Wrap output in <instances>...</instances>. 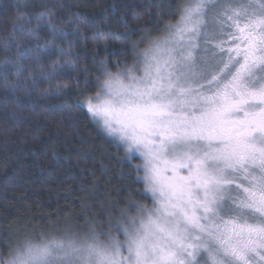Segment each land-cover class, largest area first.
Instances as JSON below:
<instances>
[{
    "label": "snow or ice",
    "instance_id": "6c2138e0",
    "mask_svg": "<svg viewBox=\"0 0 264 264\" xmlns=\"http://www.w3.org/2000/svg\"><path fill=\"white\" fill-rule=\"evenodd\" d=\"M166 30L132 42V67L98 61L97 91L76 102L140 155L153 206L123 209L107 232L9 244L0 264H264V0H190Z\"/></svg>",
    "mask_w": 264,
    "mask_h": 264
},
{
    "label": "trees",
    "instance_id": "16d2710c",
    "mask_svg": "<svg viewBox=\"0 0 264 264\" xmlns=\"http://www.w3.org/2000/svg\"><path fill=\"white\" fill-rule=\"evenodd\" d=\"M189 2L0 0V255L41 233H84L90 223L107 232L123 209L148 207L139 160L76 102L97 91L98 61L106 58L116 71L120 60L123 69L136 60L132 42L147 37L135 47L140 52L165 36ZM41 13L51 14L55 29L37 28ZM5 77L14 89L5 87ZM58 87L64 91L54 95Z\"/></svg>",
    "mask_w": 264,
    "mask_h": 264
},
{
    "label": "rangeland",
    "instance_id": "374dc122",
    "mask_svg": "<svg viewBox=\"0 0 264 264\" xmlns=\"http://www.w3.org/2000/svg\"><path fill=\"white\" fill-rule=\"evenodd\" d=\"M224 2H226V0H221V4H223ZM211 15H212V14L210 13V14H209V19H210V20H211ZM136 59H137V57H136ZM133 63H134V61H133L132 63L127 64L124 68H126V67H132ZM137 74H139V72H137ZM95 120L97 121V119H95ZM97 122H98V121H97ZM98 123L101 125L102 129H103L104 132L108 135V137H110V139L114 140V141L119 145V143L117 142V140H116L115 138H113L112 136H110V135L106 132V130L104 129L102 123H101V122H98ZM119 146H120V145H119ZM122 148H123V147H122ZM123 150H124V153L126 154L124 148H123ZM132 158H137V159L139 160L140 164H141V165L143 164V160H142V158L140 157L139 154H133V155H132ZM142 174L144 175L143 171H142ZM148 196H150V198H151V201H150V204L148 205V208H151V207L153 206V200H152V197H151V194H150V193H148ZM120 238L123 239V237H120Z\"/></svg>",
    "mask_w": 264,
    "mask_h": 264
}]
</instances>
